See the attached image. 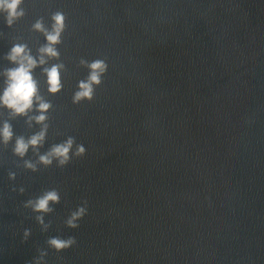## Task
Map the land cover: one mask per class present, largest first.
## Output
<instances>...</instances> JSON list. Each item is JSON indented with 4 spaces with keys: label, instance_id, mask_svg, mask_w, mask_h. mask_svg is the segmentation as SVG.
<instances>
[{
    "label": "water",
    "instance_id": "obj_1",
    "mask_svg": "<svg viewBox=\"0 0 264 264\" xmlns=\"http://www.w3.org/2000/svg\"><path fill=\"white\" fill-rule=\"evenodd\" d=\"M57 11L66 28L48 66L67 70L56 95L34 71L53 105L40 151L72 136L86 153L33 172L0 144V264H32L39 249L47 264H264V0H31L0 43V72L17 42L38 56L47 41L32 25L51 29ZM81 59L108 69L74 104ZM10 122L16 136L40 130ZM50 189L61 202L44 232L24 204ZM69 236L77 244L60 253L46 243Z\"/></svg>",
    "mask_w": 264,
    "mask_h": 264
},
{
    "label": "clouds",
    "instance_id": "obj_2",
    "mask_svg": "<svg viewBox=\"0 0 264 264\" xmlns=\"http://www.w3.org/2000/svg\"><path fill=\"white\" fill-rule=\"evenodd\" d=\"M23 3L24 0H0V13L4 14L9 27H13L18 20L26 15L25 9L22 7ZM51 19L53 21L51 29L45 26L43 18L36 20L32 25V30L42 33L47 41L38 49V56H33L31 48L26 43L17 42L13 44L5 56V59L15 66L5 68L0 72V76L4 77L5 85L2 94H0V108H4L8 112V118L0 126V144L5 148L12 144L13 154L24 161L23 166L26 169L33 172L38 171L40 165L49 167L54 163L56 167L64 168L72 161L73 157L81 158L86 153L83 144H76L75 138L72 136H69L62 143L52 144L44 153L40 151L47 140L50 128L48 113L53 108V105L41 94L39 80L35 78L34 71L38 67L42 68L41 74L46 76L48 93L56 95L63 89L62 73L67 70L62 62L48 66L50 60L60 59L57 45L62 43V34L66 28V18L63 12L57 11L53 13ZM80 64L89 69V74L86 80L79 81V90L74 93L72 98L74 104H78L84 99L91 100L93 98L94 86L101 84V77L108 69V65L100 59L92 62L81 59ZM30 113L38 114L30 115ZM19 117L26 118L28 128L31 129L35 125H39L40 130L28 137L23 135L16 136L10 121ZM74 146L75 151H73ZM30 150L38 157L35 162L26 159ZM9 178L15 181L16 173L10 172ZM19 191L24 193L25 189L21 187ZM60 202L61 195L59 190L50 189L34 199L27 200L24 207L31 209L36 214L37 222L41 225L42 230L47 232L51 224L45 223V216L54 213L55 208L52 205ZM86 214L87 201L85 200L84 206L72 211L65 220L66 226L71 229L79 228L78 222ZM30 236L31 230L25 229L24 240L27 241ZM46 243L49 248L60 253L76 245L77 240L74 236H69L66 239L50 237ZM47 256V250L39 249V255L33 259L32 264H47Z\"/></svg>",
    "mask_w": 264,
    "mask_h": 264
}]
</instances>
